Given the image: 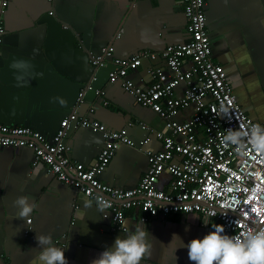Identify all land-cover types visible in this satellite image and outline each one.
<instances>
[{"label":"crops","instance_id":"1","mask_svg":"<svg viewBox=\"0 0 264 264\" xmlns=\"http://www.w3.org/2000/svg\"><path fill=\"white\" fill-rule=\"evenodd\" d=\"M205 1L212 58L225 67L247 114L264 121V0ZM5 26L0 123L29 126L52 138L62 121L71 117L67 135L71 157L86 167L95 163L104 137L97 129L77 125L82 118L98 120L111 130L126 128L137 143L149 137L142 149L121 144L101 174L109 185L136 187L149 167L147 152L163 148L155 131H171L164 118L138 103L121 82H110L109 72L116 59L141 50L161 53L171 44L187 42L190 34L183 0H11ZM103 48H110L106 64L95 68L90 56L102 54ZM16 61L27 62V68H14ZM150 67L173 75L159 56L144 59L128 78L147 87L152 82ZM184 88L180 84L176 94L182 96ZM193 113L194 105H190L175 119L183 122ZM34 160L29 147L0 145V264H39L35 239L39 233L51 234L53 242L66 249L68 264H91L118 234L123 236L142 222L153 237H148L151 248L140 264H194L187 248L178 247L179 238L170 243L173 234L186 243L209 232L212 224H223L200 213L160 215L144 222L142 210L133 206L126 210L127 230H121L109 209L103 216L94 203L85 208L86 199H95ZM172 182L167 171L157 187L171 191ZM21 195L35 205L28 218L17 217L13 202Z\"/></svg>","mask_w":264,"mask_h":264},{"label":"built area","instance_id":"2","mask_svg":"<svg viewBox=\"0 0 264 264\" xmlns=\"http://www.w3.org/2000/svg\"><path fill=\"white\" fill-rule=\"evenodd\" d=\"M10 2L0 0V64L6 34L5 14ZM183 3L190 34L187 42L171 44L161 53L141 50L116 59L109 72L110 82H121L138 103L164 118L171 131L170 134L155 131L163 148L147 152L149 167L136 187L112 186L101 179L121 144L142 149L150 140L148 137L137 143L126 128L111 130L87 117L78 120L77 125L97 129L104 137V145L89 167L71 157L67 142L71 117L62 121L52 138L29 126L0 123V145L29 147L34 151L35 165L45 164L60 180L89 197L106 198L114 225L121 230H127L126 210L133 206L142 210L144 222L160 215L200 213L220 220L230 234L258 229L264 226V153L247 145L238 152L235 146L224 147L221 140L228 128L249 129L254 124L264 125V121L247 114L237 100L225 67L212 58L206 1L183 0ZM109 51L110 48H103L102 54L91 55V65L104 66ZM159 56L166 60L173 75L160 67H150L152 82L147 87L137 86L128 78L144 59ZM180 84L185 86L182 96L176 94ZM83 97L81 91L79 100ZM190 105H194L192 116L183 122L176 120L175 116ZM222 108L228 112L223 113ZM142 126L148 128L144 123ZM167 171L173 177L171 191L157 187L159 178Z\"/></svg>","mask_w":264,"mask_h":264},{"label":"clouds","instance_id":"3","mask_svg":"<svg viewBox=\"0 0 264 264\" xmlns=\"http://www.w3.org/2000/svg\"><path fill=\"white\" fill-rule=\"evenodd\" d=\"M12 66L26 69L28 65L25 61H16ZM222 112L226 114L228 109L222 108ZM221 143L224 147L235 146L238 152L247 145L264 153V125L254 124L249 129L228 128ZM13 203L18 209L19 218H28L35 207L27 195L18 196ZM93 203L103 216H107L105 210L110 208V204L106 198L98 195L95 201L86 199L84 207L90 208ZM149 236L152 234L142 222L123 236L118 234L112 244L106 246L91 264H140L151 248ZM176 238L181 241L178 247L187 248L188 259L194 264H264V226L240 234H230L225 231L224 224L215 223L202 237H194L185 243L179 234L174 233L170 243ZM35 239L40 249L39 264H68L66 249L55 244L51 234L39 233ZM178 247L175 248L174 255ZM176 259L175 255V262ZM161 264H166V261Z\"/></svg>","mask_w":264,"mask_h":264}]
</instances>
